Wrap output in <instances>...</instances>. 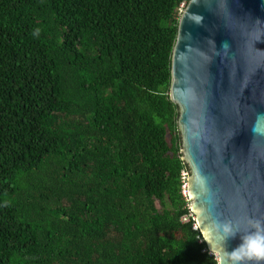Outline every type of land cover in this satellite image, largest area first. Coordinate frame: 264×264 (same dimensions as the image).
<instances>
[{
	"label": "trees",
	"instance_id": "trees-1",
	"mask_svg": "<svg viewBox=\"0 0 264 264\" xmlns=\"http://www.w3.org/2000/svg\"><path fill=\"white\" fill-rule=\"evenodd\" d=\"M188 1L0 0V264H216L169 99Z\"/></svg>",
	"mask_w": 264,
	"mask_h": 264
},
{
	"label": "water",
	"instance_id": "water-1",
	"mask_svg": "<svg viewBox=\"0 0 264 264\" xmlns=\"http://www.w3.org/2000/svg\"><path fill=\"white\" fill-rule=\"evenodd\" d=\"M170 75L189 210L208 251L231 252L243 233L222 242L220 222L264 220V0H189Z\"/></svg>",
	"mask_w": 264,
	"mask_h": 264
},
{
	"label": "clouds",
	"instance_id": "clouds-1",
	"mask_svg": "<svg viewBox=\"0 0 264 264\" xmlns=\"http://www.w3.org/2000/svg\"><path fill=\"white\" fill-rule=\"evenodd\" d=\"M39 33L40 29L37 28L33 30L32 35L38 36ZM249 225L248 231L241 232L231 221L219 223L218 230L222 234V242L235 238L238 233L243 234L240 236L241 243L231 252H227L221 245L219 252H211L210 249L216 264H264V220L250 218ZM217 257L219 258L216 259Z\"/></svg>",
	"mask_w": 264,
	"mask_h": 264
},
{
	"label": "rangeland",
	"instance_id": "rangeland-1",
	"mask_svg": "<svg viewBox=\"0 0 264 264\" xmlns=\"http://www.w3.org/2000/svg\"><path fill=\"white\" fill-rule=\"evenodd\" d=\"M181 8H183V7H181ZM184 177H185V174H184ZM186 178H187V177H185V180H186ZM183 193H184V195L187 197V195H186V184L184 185V192H183Z\"/></svg>",
	"mask_w": 264,
	"mask_h": 264
}]
</instances>
